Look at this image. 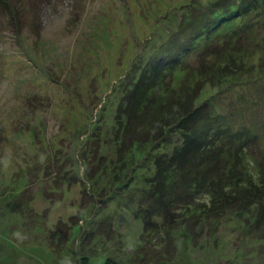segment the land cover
<instances>
[{"label": "rangeland", "instance_id": "rangeland-1", "mask_svg": "<svg viewBox=\"0 0 264 264\" xmlns=\"http://www.w3.org/2000/svg\"><path fill=\"white\" fill-rule=\"evenodd\" d=\"M251 5L0 0V264H264L263 194L242 207L211 199L214 187L226 197L263 183L264 14L262 3ZM209 24L217 26L189 40L190 30ZM243 29L241 51L216 54V38ZM202 72L195 121L183 126V99L167 98ZM141 75L159 81L142 107L127 98ZM197 135L202 146L217 143L220 156H207L211 172L219 176L220 157L237 176L204 187L194 181L184 200L169 195V221H190L173 237L152 205L169 194L160 190L166 170L185 191V141ZM145 210L163 232L143 240Z\"/></svg>", "mask_w": 264, "mask_h": 264}, {"label": "trees", "instance_id": "trees-1", "mask_svg": "<svg viewBox=\"0 0 264 264\" xmlns=\"http://www.w3.org/2000/svg\"><path fill=\"white\" fill-rule=\"evenodd\" d=\"M248 7L252 6L251 3L253 2L255 5H260L262 3V6L259 7V11L261 10V12H263L264 14V0H248V1H245L243 0ZM226 5H228L229 7L231 6H235L234 3H226ZM254 7V6H252ZM222 8V7H220ZM258 12V11H257ZM203 14V13H202ZM261 13V15H263ZM198 18L200 16H202L201 14H197L196 15ZM197 18V19H198ZM217 25H213V24H209L208 26H199L198 29H192L190 30V33H189V40L191 38V36H194V38H192L191 41H193L194 39H197L199 36H201L204 31L206 29H209L210 31L214 30L215 27ZM246 29H243L242 32H238V31H234V36H231V38H223L222 40H219V39H215L216 42H218L220 44V48H218L216 50V54L217 52L219 51V49L223 50V52H228V50L230 51H241L242 50V45L243 43L241 42V40H243V36H244V33H245ZM232 34V35H233ZM204 36V35H203ZM203 38V37H202ZM234 39V42L232 41ZM199 40V39H197ZM232 41V42H231ZM223 42H226V46L224 47H221V43ZM230 48V49H229ZM187 49V48H186ZM185 51V49L183 50ZM224 56L223 58H219L220 59V62L217 63L216 65L218 67H220V65L223 63V59L225 60V58L227 57L226 53H224ZM222 60V61H221ZM243 66V64H242ZM200 68L204 69L205 68V64H201ZM195 71H198V69H194ZM198 77V76H197ZM150 80L146 79L145 81L143 80V76L141 75L140 76V79L138 82V84H136V88L133 89L134 94H129L127 95V98H129V96L133 95V99L135 100H138V104L137 106H140L142 107V104L144 102V99L146 98V95L149 94L152 90V87H154L156 85V82L158 83L159 81L158 80H155L154 79L152 80V78L150 77L149 78ZM206 80V72H202L199 74V77L197 80H195L193 83L194 84H191L189 81H184V79L182 80L181 85H179V91H178V95H169L167 97H165V100L167 98L168 101L170 102H178L180 99H183L184 101V104L183 106H180L179 109L181 111V115H180V122L183 123V126L184 125H191L193 121H195L193 119V109H192V105H191V101H192V104H193V93H195V90L197 86H199L201 84V82L203 80ZM148 80V81H147ZM186 80V78H185ZM152 81H154V84H152ZM186 82V83H184ZM153 91V90H152ZM132 93V92H131ZM180 94H181V97H180ZM158 98V100H162V96H159V94H153V99L154 98ZM164 97V96H163ZM134 108L137 109V107L135 106ZM145 108V107H144ZM144 108L142 110H144ZM150 108V111H153L155 108L154 107H149ZM139 109V108H138ZM137 111V110H136ZM125 114H126V111H124ZM138 112V111H137ZM146 116V118L149 117V115H147L146 112H143ZM168 113V112H167ZM128 114V113H127ZM170 115V113H168ZM131 115V114H129ZM150 120V118H149ZM151 120H154V129H155V124H157L156 120L155 119H151ZM159 121V120H158ZM128 133V132H127ZM143 133L140 132L139 130V140H141V136H142ZM133 136V135H131ZM134 137V136H133ZM199 136L197 135L196 137L195 136H191L189 137V139H187L185 141V149L183 152H186L188 153V157H190L188 160H186L185 162H183V166L182 168L185 169V172H184V178H185V185H187L185 191L181 192V190L179 189L178 191H176V188L177 186L181 185L180 183V179H177V180H170L172 178V176L170 175V173L166 170L165 172H167L169 174V176L167 177H164L161 181V189L160 190H163L165 191L166 193H169V194H166V195H163L161 199H156L153 203V208L157 207V209L159 210V212L165 216V221H163L162 223V230L166 232V234L168 235H172L173 237H177L178 234H183L182 231H180V228L181 227H185L187 229V226L188 224H190V221H169L170 219V214L174 213L173 210L175 208H173L172 204L174 202V200L171 199V197H169V195L171 194H174L176 193V197L181 199V200H184V195L183 193H189L191 194L192 193V184L193 182L195 181V183L197 184V186H207L208 184H210L211 182L213 184H216L215 181L216 178H218V182H223L225 179H229V178H232L234 176H237V173L231 169V168H228V164H223L222 161H221V158L218 157V160L216 162L217 164V167L219 169V176H215L213 174V172H211V166L209 164V161H208V157H215L214 154L217 152L216 151V146L214 145H217V143H209L205 146H202V142L200 141V139L198 138ZM136 141L134 142V144H137V142L139 143V140H137L138 138H135ZM157 140H154V141H157L156 144L158 143V138H156ZM221 147V146H220ZM220 149V148H219ZM190 150V151H189ZM230 151V150H229ZM241 151L238 150V156L239 158L241 159L242 156L244 155H241L240 154ZM217 156H220V154L217 152ZM215 161V160H213ZM222 164V166H221ZM173 165V169H177V165L176 163H171L169 166ZM260 168H264V162L260 163L258 165ZM171 168V167H170ZM232 175V176H231ZM171 176V177H170ZM245 184V183H244ZM259 184L261 187H259ZM259 184H254L253 181H250L249 182V186L248 188L247 187H237L235 188V190L231 191V192H226V197H224L221 192L219 191L218 188H215L214 187V193H212V198H216V199H219L220 198H228V199H225L223 202L221 201V203L219 202V200L217 202H219L220 204H224L227 200L231 199L233 200L236 204V206H240L242 207L243 204H248L249 203V197L254 193L256 194V196L260 197L264 196V178H263V183H259ZM184 185V186H185ZM194 193V192H193ZM174 195V196H175ZM229 195V196H228ZM24 196V195H23ZM219 196V197H218ZM21 198H24V197H21ZM214 200V199H213ZM22 202V201H21ZM218 203V204H219ZM261 203L263 204L262 206V213L264 214V197L261 199ZM212 208L209 209L211 213H213L214 215L216 211L220 210V208L217 206V204L213 201L212 203ZM219 204V205H220ZM191 205L193 204H187L185 206H181L179 209H181V212L182 215L186 214V210L189 209L191 207ZM151 206V207H152ZM217 209H215V208ZM225 208V206L223 207ZM227 208H225L226 210ZM208 210V212H209ZM144 212V211H143ZM141 212L142 214V219H144V229H143V233H142V239L145 240L146 238L149 239V236L153 235L157 230L158 231H161V227H159L155 221H146V210L145 212L143 213ZM187 216V215H186ZM205 223H208L210 225V227H216L217 226V221H204ZM195 224V222L193 223ZM264 226V225H263ZM188 230V229H187ZM215 232V230L213 231ZM176 234V235H175ZM107 264H114L113 261H111L110 259L107 260Z\"/></svg>", "mask_w": 264, "mask_h": 264}]
</instances>
